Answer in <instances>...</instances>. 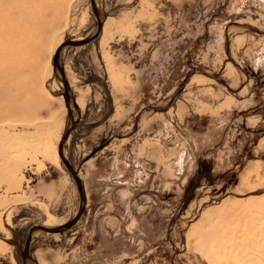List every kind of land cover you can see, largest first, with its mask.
<instances>
[{
  "label": "rangeland",
  "instance_id": "rangeland-1",
  "mask_svg": "<svg viewBox=\"0 0 264 264\" xmlns=\"http://www.w3.org/2000/svg\"><path fill=\"white\" fill-rule=\"evenodd\" d=\"M95 3L101 32L58 59L85 208L35 233L29 260L264 264V0ZM90 6L0 0V264H23L28 229L80 201L56 151L71 114L51 60L91 34Z\"/></svg>",
  "mask_w": 264,
  "mask_h": 264
},
{
  "label": "water",
  "instance_id": "water-1",
  "mask_svg": "<svg viewBox=\"0 0 264 264\" xmlns=\"http://www.w3.org/2000/svg\"><path fill=\"white\" fill-rule=\"evenodd\" d=\"M90 1H91L90 7H92V13L94 16V20L96 21V29L94 30V32H92V34H90V35H88L82 39H79V40L69 39V40H65L64 42H62L59 46L56 47V49L53 53V56H52V60H51L54 68L60 74V79H61V83H62L61 86L63 87V96H64L63 99H65L66 107L68 109V112L71 114V124L67 129H65L62 136L60 137L61 139L59 140L56 151H57L59 159L61 160L62 164L66 168L67 172L70 174V177L72 178V180L75 184V187H76L75 189L78 192V196H79V200H80L79 201L80 202L79 207H78V210L75 213V215H73L70 218V220H68L65 224L57 225V226L50 227V228L44 227L42 225H35V226H32L30 229H28V233H27V236L25 239V243H23L24 245H23V248L21 250V256H20L23 264H26V257L25 256L28 255V253H29V246H30L29 242H31L33 231L39 230L41 232H47V233L61 232L65 229H67L68 227H71L79 219V217L81 216L80 214L83 213L84 208H85L86 198H85V192L83 189L84 188L83 183H82L80 177L77 176L78 175L77 172L75 171L73 166L70 164V162L67 160L64 152L62 151L66 137L69 135L70 131L75 127V123H77V119H74L72 112H70L71 109L69 107V103H68L67 98H69V96H70L69 99L71 100V102L74 106H75V99H73V96L70 93V88L68 86L69 83L65 77L64 69L55 60H56V57H57V54L59 53V51L62 48H64L65 46L76 47V46L86 45V44L90 43L92 40H94L99 35V32H101L103 23L100 20L99 15L97 13V7H95L96 6L95 0H90Z\"/></svg>",
  "mask_w": 264,
  "mask_h": 264
},
{
  "label": "crops",
  "instance_id": "crops-1",
  "mask_svg": "<svg viewBox=\"0 0 264 264\" xmlns=\"http://www.w3.org/2000/svg\"><path fill=\"white\" fill-rule=\"evenodd\" d=\"M207 80H203L202 84L199 85H205V87H203L202 89H200V93L202 95H205L206 97L201 99V100H197L198 101V106L202 107L207 113H209V111H212V109L215 107L214 106V96H216V91L213 90V88L208 87L207 84ZM211 99H208V98Z\"/></svg>",
  "mask_w": 264,
  "mask_h": 264
},
{
  "label": "bare ground",
  "instance_id": "bare-ground-1",
  "mask_svg": "<svg viewBox=\"0 0 264 264\" xmlns=\"http://www.w3.org/2000/svg\"><path fill=\"white\" fill-rule=\"evenodd\" d=\"M97 13H98V11H97ZM98 15H99V13H98ZM99 18L101 19V17H100V15H99ZM96 29V27L92 30V32H94V30ZM92 32H90L91 34H92ZM77 40H79V39H77ZM63 49V48H62ZM61 49V50H62ZM61 50L59 51V53L57 54V57H56V60L55 61H57V63L58 64H60L59 63V61H58V59H59V55H60V52H61ZM55 77H56V79H57V82H58V84H60L61 85V79H60V74L58 73V71L55 69ZM54 84V83H53ZM63 91V90H62ZM69 98H70V96H69ZM68 99V98H67ZM68 101H69V99H68ZM74 106H73V104H72V108H71V111H73L72 112V115H73V118L75 119V113H74ZM74 113V114H73ZM70 119H71V116H70ZM80 203V202H79ZM79 203H78V205H76V208H75V210H74V213H73V215H75V213L77 212V209H78V206H79ZM73 215H71V216H73ZM42 226H44V227H54V225H52V224H49V223H46V224H43ZM56 226V225H55ZM37 232H40L39 230H35V231H33V233H32V236L35 234V233H37ZM238 254H240V253H238ZM26 257V264H34V263H32L31 262V260H29V256L28 255H26L25 256Z\"/></svg>",
  "mask_w": 264,
  "mask_h": 264
}]
</instances>
